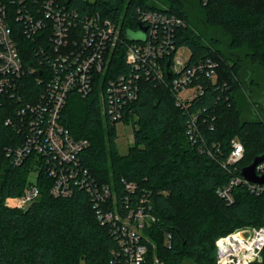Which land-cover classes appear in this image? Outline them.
Here are the masks:
<instances>
[{
    "label": "trees",
    "instance_id": "trees-1",
    "mask_svg": "<svg viewBox=\"0 0 264 264\" xmlns=\"http://www.w3.org/2000/svg\"><path fill=\"white\" fill-rule=\"evenodd\" d=\"M81 13H100L121 25V41L108 71L99 76L92 93L74 92L62 112V122L75 138H87L84 165L96 180L114 189L122 213L145 204L157 221L145 230L152 238L145 264H216V241L240 226L264 223V193L246 185L233 188L227 202L218 190L264 154V107L259 105L258 74L264 75V0H63ZM163 1V0H161ZM167 10L184 20L174 33L177 47L191 51L190 64L211 57L218 63L217 82L206 81L203 95L187 107L177 105L171 86L154 77L141 82L138 99L124 123L134 126L127 154L118 150L117 122L110 121L102 104L99 84L129 68L126 49L129 32L136 33L140 10ZM14 22L17 46L27 66H43L36 41ZM171 59V58H169ZM44 67V66H43ZM38 72L28 76L33 90ZM169 80V78H167ZM247 91L246 98L243 97ZM262 96V95H261ZM251 101V104H248ZM259 114H258V113ZM197 113L203 150L192 143L187 129ZM0 129L11 131L3 125ZM234 138L245 147L243 158L227 163ZM32 165L8 166L0 173V264H108L119 249L117 234L99 219L95 203L84 189L55 197L52 177L41 169L40 197L27 208L10 207L7 198L20 196ZM125 182L137 185L128 190ZM106 203L103 208H111ZM171 235L170 243L166 241ZM263 261L256 264H264Z\"/></svg>",
    "mask_w": 264,
    "mask_h": 264
},
{
    "label": "built area",
    "instance_id": "built-area-1",
    "mask_svg": "<svg viewBox=\"0 0 264 264\" xmlns=\"http://www.w3.org/2000/svg\"><path fill=\"white\" fill-rule=\"evenodd\" d=\"M202 1L207 4L210 0ZM15 21L27 37L36 41L44 67L25 65L17 46ZM137 22L134 31L146 27L145 39L128 40L125 58L129 69L99 84L104 113L112 122H124L139 97L144 78L154 77L170 85L182 108L203 95L207 80L217 82L219 78L215 59L208 57L190 64L191 53H179L181 47H177L173 36L185 23L181 17L165 9H143ZM121 35L120 23L100 13H81L63 0H0V114L3 125L11 129L8 133L0 129V173L26 161L32 165L23 193L6 199L10 207L27 208L40 197L38 178L42 168L53 179L50 192L55 197L70 196L77 188L86 190L95 203L98 219L109 223L118 236L119 249L108 264H145L152 243L145 230L157 221L156 215L145 204L132 207L125 214L120 211L112 186L99 183L83 163L82 153L90 141L75 138L61 119L69 96L74 92L82 97L90 95L99 76L108 71ZM129 56L134 59L129 61ZM35 71L38 75L34 89L27 92L28 76ZM197 117V113L192 114L187 135L203 150L200 142L204 143L205 138ZM235 143L242 144L245 152L244 144L234 138L227 158L230 164L244 156L243 152L239 159L232 157ZM256 172L264 173V160ZM241 183L253 193H264V183L250 182L242 173L218 192L231 203L235 199L233 188ZM125 187L135 190L137 185L125 182ZM106 203L112 207L104 209ZM257 236L264 237V223L237 228L220 237L218 240L224 242L219 248L216 243V264L222 259L244 264V258L251 254L247 245ZM170 238L167 234L168 243ZM224 249L227 251L222 254ZM263 250L264 241L256 240L252 251L258 252V257L248 264L261 263Z\"/></svg>",
    "mask_w": 264,
    "mask_h": 264
},
{
    "label": "rangeland",
    "instance_id": "rangeland-1",
    "mask_svg": "<svg viewBox=\"0 0 264 264\" xmlns=\"http://www.w3.org/2000/svg\"><path fill=\"white\" fill-rule=\"evenodd\" d=\"M90 1H94V0H90ZM153 2H155L159 5H162V6L167 5L164 0L163 1L153 0ZM179 53L183 56H189L191 51L187 47H181L179 50ZM258 80H259V83H258L259 87L258 88L253 87L251 89H252L253 93H257V91H259L260 97H259L258 102H259V105L261 107H264V75H262V73L258 74ZM247 95H248L247 91L244 90L243 97L246 98ZM248 104H251V101H248ZM116 127H117V133H118V137L116 139L118 150L121 154H127L130 150V147L133 145L134 126L132 123L126 124L124 122H119L116 124ZM0 200H1V197H0ZM6 201H5V203H6ZM241 227H243V226H240V228ZM230 232L223 234L222 236H225V235L229 234ZM216 243H217V241H216ZM81 264H85V263L82 262ZM156 264H166V263H164L163 261L161 262V259L159 257H157L156 258ZM183 264H195V263L193 261L187 259L183 262Z\"/></svg>",
    "mask_w": 264,
    "mask_h": 264
},
{
    "label": "water",
    "instance_id": "water-1",
    "mask_svg": "<svg viewBox=\"0 0 264 264\" xmlns=\"http://www.w3.org/2000/svg\"><path fill=\"white\" fill-rule=\"evenodd\" d=\"M145 31L146 27L140 26L139 32L133 33L129 32L128 35L131 39L139 40V39H145ZM264 160V154L258 155L254 158V160L245 166L241 173L242 175L249 180L250 182H255V183H264V173L263 174H258L256 172V167L259 163H261ZM227 249H224L222 251V254H225Z\"/></svg>",
    "mask_w": 264,
    "mask_h": 264
},
{
    "label": "clouds",
    "instance_id": "clouds-1",
    "mask_svg": "<svg viewBox=\"0 0 264 264\" xmlns=\"http://www.w3.org/2000/svg\"><path fill=\"white\" fill-rule=\"evenodd\" d=\"M128 59H129V61H132V60L134 59V57H133V56H129ZM234 148H235V151L231 154L232 157H234V158H236V159L241 158V156H242V154H243V152H244L243 145L240 144V143H235V144H234ZM234 235H237V236H238V234H234ZM256 240L264 241V237L257 236L256 239L252 241V243H250V244L247 245V248H248V250H249V252H250L251 254L248 255V256H246V257L244 258V264H248V262H249L250 260H252V259L258 257V252H253V251H252V244H253V243H256ZM223 242H224L223 239L218 240V241H217V247H218V248L221 247L222 244H223ZM218 264H232V262L229 261V260H227V259H222V260H219V261H218ZM237 264H239V261H237Z\"/></svg>",
    "mask_w": 264,
    "mask_h": 264
}]
</instances>
